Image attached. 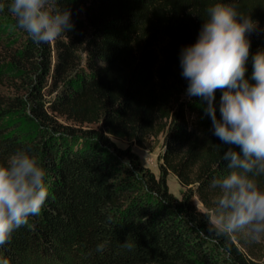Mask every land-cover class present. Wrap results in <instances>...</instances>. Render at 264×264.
<instances>
[{
	"label": "trees",
	"instance_id": "trees-1",
	"mask_svg": "<svg viewBox=\"0 0 264 264\" xmlns=\"http://www.w3.org/2000/svg\"><path fill=\"white\" fill-rule=\"evenodd\" d=\"M217 2L257 25L246 33L245 78L255 83L264 0H56L71 9L74 29L40 45L0 0V163L28 152L48 190L41 213L0 247V264H257L246 234L208 232L218 193L211 181L229 171L228 146L213 135L207 100L189 97L181 74V50L197 42ZM222 94L215 91L218 118ZM159 134L157 177L112 141L142 145ZM168 173L185 188L179 198Z\"/></svg>",
	"mask_w": 264,
	"mask_h": 264
},
{
	"label": "clouds",
	"instance_id": "clouds-1",
	"mask_svg": "<svg viewBox=\"0 0 264 264\" xmlns=\"http://www.w3.org/2000/svg\"><path fill=\"white\" fill-rule=\"evenodd\" d=\"M8 11L15 26L37 45L50 44L74 29L71 9H57L56 0H10ZM207 14L197 42L181 50L180 64L187 95L207 100L213 135L228 146L222 161L229 171L211 181L218 193L208 214V232L228 237L243 232L259 243L264 240V189L257 180L264 177V52L253 57L252 83L245 78L250 48L246 33L254 31L256 23L224 2L209 7ZM217 89L223 90L219 118ZM45 175L23 150L0 163V247L41 213L48 197ZM122 246L132 248L128 239ZM104 247L100 244L96 251Z\"/></svg>",
	"mask_w": 264,
	"mask_h": 264
},
{
	"label": "rangeland",
	"instance_id": "rangeland-1",
	"mask_svg": "<svg viewBox=\"0 0 264 264\" xmlns=\"http://www.w3.org/2000/svg\"><path fill=\"white\" fill-rule=\"evenodd\" d=\"M112 141L117 147L121 149H129L132 153H134L140 166L148 169L155 177L159 175L160 171L158 165L160 162V155L164 149L162 134H159L156 137L148 138L142 145H137L133 141L130 142L118 138H112ZM166 185L168 191L178 198L185 191V188L179 183L177 177L173 173L167 174ZM193 201L199 209L205 210L196 196L193 197ZM250 247L255 255V258L252 256L250 257L254 259L257 264H264V240L260 241L259 243L250 242ZM40 264L57 263L54 261H42Z\"/></svg>",
	"mask_w": 264,
	"mask_h": 264
}]
</instances>
